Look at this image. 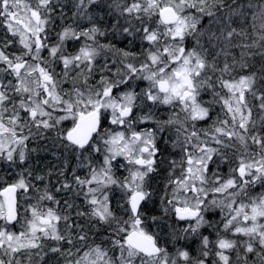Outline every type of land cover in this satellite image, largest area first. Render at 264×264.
<instances>
[{"label":"snow or ice","instance_id":"1","mask_svg":"<svg viewBox=\"0 0 264 264\" xmlns=\"http://www.w3.org/2000/svg\"><path fill=\"white\" fill-rule=\"evenodd\" d=\"M0 264H264V0H0Z\"/></svg>","mask_w":264,"mask_h":264},{"label":"rangeland","instance_id":"2","mask_svg":"<svg viewBox=\"0 0 264 264\" xmlns=\"http://www.w3.org/2000/svg\"><path fill=\"white\" fill-rule=\"evenodd\" d=\"M0 174H2V169H0Z\"/></svg>","mask_w":264,"mask_h":264}]
</instances>
